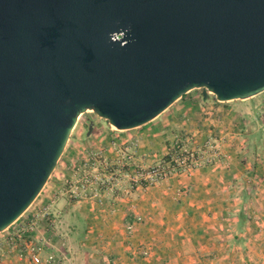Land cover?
<instances>
[{
    "label": "water",
    "instance_id": "water-1",
    "mask_svg": "<svg viewBox=\"0 0 264 264\" xmlns=\"http://www.w3.org/2000/svg\"><path fill=\"white\" fill-rule=\"evenodd\" d=\"M199 89L264 92V0H0V233L81 114L132 130Z\"/></svg>",
    "mask_w": 264,
    "mask_h": 264
},
{
    "label": "rangeland",
    "instance_id": "rangeland-1",
    "mask_svg": "<svg viewBox=\"0 0 264 264\" xmlns=\"http://www.w3.org/2000/svg\"><path fill=\"white\" fill-rule=\"evenodd\" d=\"M23 223L58 264H264V92L126 131L81 114Z\"/></svg>",
    "mask_w": 264,
    "mask_h": 264
},
{
    "label": "built area",
    "instance_id": "built-area-1",
    "mask_svg": "<svg viewBox=\"0 0 264 264\" xmlns=\"http://www.w3.org/2000/svg\"><path fill=\"white\" fill-rule=\"evenodd\" d=\"M18 220L0 237V264H58L52 254L45 253L44 243L26 234L33 231L34 224L15 225Z\"/></svg>",
    "mask_w": 264,
    "mask_h": 264
},
{
    "label": "crops",
    "instance_id": "crops-1",
    "mask_svg": "<svg viewBox=\"0 0 264 264\" xmlns=\"http://www.w3.org/2000/svg\"><path fill=\"white\" fill-rule=\"evenodd\" d=\"M257 234V233H256ZM258 236L259 237H262L263 236V233L261 234V233H259L258 232ZM261 243H258V246H257V243H256V247H255V251H254V254H255V256H256V258L260 255L259 253H261V248H260V245ZM258 250V251H257ZM201 250L196 246V249H195V251H194V256H195V258L196 257H198L199 255H200V253L202 252H206V251H201ZM119 251H112V254H119L118 253ZM255 264H259V263H255Z\"/></svg>",
    "mask_w": 264,
    "mask_h": 264
},
{
    "label": "trees",
    "instance_id": "trees-1",
    "mask_svg": "<svg viewBox=\"0 0 264 264\" xmlns=\"http://www.w3.org/2000/svg\"><path fill=\"white\" fill-rule=\"evenodd\" d=\"M203 97H204V98H206V96H205V95H204Z\"/></svg>",
    "mask_w": 264,
    "mask_h": 264
}]
</instances>
